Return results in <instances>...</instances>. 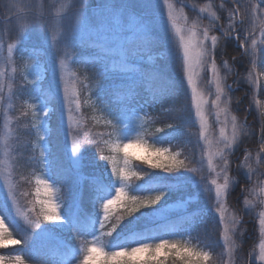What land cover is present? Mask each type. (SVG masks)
Masks as SVG:
<instances>
[{"label": "snow or ice", "instance_id": "obj_1", "mask_svg": "<svg viewBox=\"0 0 264 264\" xmlns=\"http://www.w3.org/2000/svg\"><path fill=\"white\" fill-rule=\"evenodd\" d=\"M0 9V24L16 37L0 60V249L21 246L15 255H0V264H166L169 256L173 264H211L214 246L201 236L209 222L219 229L223 264L264 261V187L252 181L257 171L264 175V102L255 98L264 92V0H208L191 5L194 18L172 0H99L95 6L63 0L51 9L6 0ZM34 30L43 37L41 51L26 47ZM230 44L236 55L229 60ZM80 48L89 50L88 59H76ZM153 48L174 64V77L155 62L143 67ZM69 60L83 66L82 74ZM241 83L254 93L246 109L255 112L252 122L234 109L233 84ZM57 101L75 175L89 159V145L94 148L90 163L97 172L77 181L82 188L88 179L90 210L67 174L52 169L46 145ZM157 106L174 123L148 135L146 126L161 122L153 115ZM29 110L32 123L20 127ZM84 110L93 114L87 131ZM180 127L197 129L198 156L180 159L181 152L157 147L180 143ZM25 132L35 140L22 141ZM253 138L255 151L248 146ZM241 175L243 198L233 202ZM20 183L33 187L20 193ZM188 188L194 192L171 201ZM201 197L207 205L189 211ZM245 217L259 229V257L254 247L243 255Z\"/></svg>", "mask_w": 264, "mask_h": 264}, {"label": "trees", "instance_id": "obj_2", "mask_svg": "<svg viewBox=\"0 0 264 264\" xmlns=\"http://www.w3.org/2000/svg\"><path fill=\"white\" fill-rule=\"evenodd\" d=\"M173 2L177 3L178 5H180L183 8V10H185L188 13L189 17L193 18V16H195L196 13L194 11H192L191 5H197L198 7L199 6H204V5H206L208 3V0H173ZM216 2L219 3V0H216ZM1 3L3 4L4 0H0V5H1ZM184 4H187L188 7H183ZM0 11H2V9H0ZM202 23L203 24H207L208 20L204 19L202 21ZM30 45H32L31 42L27 41V46L31 47ZM233 47H234V45L230 44L225 49V59H229L230 60L231 56L236 55V53L233 51ZM151 54L154 55L156 57V60H158L160 62V66L161 67H166L169 64V62H170L169 59L162 58V57L158 56V55L162 54V49H160V48H153L150 52L145 53V56H148V55H151ZM75 57H76L77 60L88 59L89 58V50L85 49V48H80V49L76 50ZM71 65H72L73 71H76L78 74H82L83 66L81 64H79V63L78 64H72L71 63ZM151 66H152V63L149 64V63H146L145 60H143V67L149 68ZM238 67H239V65H238ZM161 70L170 78L175 76V75L170 74V72L167 69H161ZM29 87L31 88V85ZM246 90H247L246 87H242L241 89H238V90H236V91L231 93L233 99H235V98L236 99L237 98L240 99L241 106H242L243 110H245V108H246V106H245L246 103H247V106L249 105V103L246 102L245 98H243L244 97L243 93ZM256 98L259 101L264 100V92H261L258 95H256ZM16 107H17V112L15 114L19 115V112L23 110V108L21 107V101H17ZM54 107H55L56 110L54 112H52V115L50 117L51 135L48 137V144H49V148L51 150L50 160L52 162L53 172L54 173H63V171L67 170V167L65 166V163L62 162V156L60 154H58L59 146H60L61 140H62V133H61L59 122H58V118H57L58 108H57L56 105H54ZM163 107L164 108L169 107V103L166 102L163 105ZM236 114L237 115L239 114L238 111H236ZM92 115L93 114H92V112L90 110H84L83 125H84V130L85 131H87L89 128L92 127V122H91V116ZM96 115L99 116V113H96ZM153 115H160L161 122L152 124V126H151L152 129L147 131L148 135L153 134L157 127H162L164 124H167V123H174V121H173V119L171 118L170 115L164 114V113H162L160 111V106H157V112L154 113ZM251 115L252 116H251V121L250 122L253 121V117L255 115V112L251 113ZM30 121H31V116H30V113H29V117H28L27 120H21L20 127H23L25 124H30L31 123ZM188 129H189L188 127L177 128L176 135H178L181 130L185 132ZM192 129H189V131H191ZM93 130L95 131L97 129H93ZM99 130H103V129L101 128ZM35 138L36 137H35L34 134H29L27 132L22 134V141H24V140H33L34 141ZM183 138L184 137L182 135L181 136L182 145L178 144L179 147H181V146L184 147V149H183L184 150V154H183V156L182 155L181 156L184 159L187 156H190L189 158H191L193 151H191L190 149L185 147V145L183 143V141H184ZM178 146H173V147H178ZM248 146H250L253 149V151H255V149L257 147V141L255 140V138H253L252 141L248 142ZM188 147H189V145H188ZM241 147L243 148L244 146L242 145ZM93 151H94V148L91 145H89V153H87V156H89V159H88L89 165H88V167H93L94 169L97 170V168L94 167L90 163V154ZM181 152H182V150H181ZM237 152L238 153L240 152V154H242V150L241 151H237ZM135 163L140 165V167H143L145 169H147V167H148L147 165L141 164V162H139V161H136ZM59 165L61 166V170L62 171L59 169ZM254 167H256V166H254ZM153 171L159 172L160 170L157 169V170H153ZM235 175H236V173H235ZM92 176L93 175H84V177H86L88 179H90ZM66 179H67V183H68L69 176H66ZM88 179L84 180L83 187H82V193H81L82 194L81 205H82V207L85 210H90V191H89ZM260 179H264V175H262L259 171H257L255 174H253V176H252V181L253 182H255L256 180H260ZM241 185L244 186V180H243L242 175H241V178H240V184L236 188H239ZM21 186H22V189L26 190V192L30 191L31 188L33 187L32 185H28V184H24V183L21 184ZM192 191H193V189L188 188L186 192L173 193L172 196H171V200L177 199L178 196H180V195H187L188 193H192ZM197 205H199V204L197 202H194V204L192 206H190L189 211L194 212L198 208H202L201 206H197ZM173 219H175V216H173ZM246 228L249 229V227H246ZM218 233H219L218 228L214 224H212L211 222L208 223L206 229H202V231H201L202 238L204 240H206L208 243L213 244V246H214V251H215L216 255L213 256L211 264H223V261H222L221 257L219 256L221 248H220L219 242H218ZM129 239H131V238L129 237ZM73 243H76V242L73 240ZM20 247H21L20 245H16V246H10L9 248H5V249H0V255H5V256L13 255L14 253L18 252V249ZM166 264H173V259H172L171 256H169V258L167 259ZM176 264H179V262L177 261Z\"/></svg>", "mask_w": 264, "mask_h": 264}, {"label": "rangeland", "instance_id": "obj_3", "mask_svg": "<svg viewBox=\"0 0 264 264\" xmlns=\"http://www.w3.org/2000/svg\"><path fill=\"white\" fill-rule=\"evenodd\" d=\"M4 2H6V0H4ZM10 2H14V3L20 5L21 8H24L25 5H28V4H31V5H34V6H39L40 4H43L45 9H51L54 4H59V3L63 2V0H10ZM89 2H90V4L92 6H95L96 3H99V0H89ZM172 2H173V0H172ZM173 3H175V2H173ZM1 5H2V3H1ZM157 6L159 7L158 2H157ZM177 8H178V11L181 10V9L183 10V8L180 5H178V4H177ZM183 11H185V10H183ZM194 17L195 16H193V18ZM189 22H191V20ZM9 27L10 26L0 24V39H3V41L5 42L4 50L0 51V60H2V58L4 56H6V54H7L6 53L7 44L14 42V40L16 38L15 37V31H13L11 33V35H9V33L7 31V29ZM27 41L31 42V44H32V45H30L31 47H28L26 45V47H28L30 51L33 49V47H35L37 49V51H41L40 45L43 42V37H42L41 32L39 30L32 31L30 33L29 38H28ZM158 56L162 57V54H160ZM150 57H151V60L149 59ZM154 57L155 56L151 54V55L145 56L144 60L146 61V63H149V64L155 62L157 65H159V67L161 69H167L170 72V74L176 75V70H174L175 66H174V64L171 61L169 62V64L166 67H161L160 66V62L158 60H156V57L155 58ZM46 59H47V62H48V65H47L48 66L47 77H48V80L50 81L52 79L50 51H49V55H48V57ZM69 65H70L71 70L73 71V68H72V65H71V60H69ZM237 68L240 71V73L243 75L244 72H245V69L244 68H239L238 65H237ZM39 71H40L39 68L33 69L34 75L37 72H39ZM34 75L30 76L29 80H32L34 78ZM233 79L234 78L230 76L229 80H228V83H230V84L233 83ZM37 87H39V85H37ZM242 87H246L247 88V90L243 93V96H244L243 98H245L246 102L249 103L250 100L253 98L254 93L249 89L248 85L243 84V83H241V84H233V88L235 89V91L238 90V89H241ZM201 88L205 91V95H206V98H207V85L202 82L201 83ZM255 98H256V95H255ZM236 100H237L236 98L233 99L234 109L238 110V113L240 114V115L239 114L238 115L240 117H243V116H245L247 114L248 115V120L250 122L251 121V116H252L251 113H254V111L251 112V113H246V109L248 108L247 103L245 105L246 106L245 110H243L242 106H241V102L239 104H236ZM261 102H264V100H262ZM28 103H33V101L28 100ZM55 105L58 108L57 118H58L60 130H61V133H62V140H61V144L59 146L58 154H60L62 156V162H64L65 166L67 167V170L63 171V173H66L67 174L66 176H69L68 185L72 186L73 193H78V192L82 193V188L77 183V181L80 179V176L84 177V175H94L97 172V170L94 169L93 167H88L89 161H88V159H85L83 161V165L84 166L80 169V176H77V175H75L72 172V167L73 166H72V161L69 159L68 142L66 141V138H65L64 124L61 121V110H60L59 102L57 101L55 103ZM29 113H30V116H31V110H29ZM51 115H52V113L50 114V117H51ZM220 118H221V120H223V118H224L223 114H221ZM30 122L32 123V117H31V121ZM82 124H83V120H82ZM0 125H2V119H0ZM151 126H152V124L146 126V132L152 129ZM48 127L50 128V118L48 120ZM50 130H51V128H50ZM216 131H217V134H218V129ZM196 132H197V129L193 128L191 131H189V129L186 130L185 132L181 130L180 133L178 135H176L177 139L179 141H181L180 143H178L179 145L180 144L182 145L181 136L183 135V137H184L183 138V140H184L183 143H184L185 147L190 149L191 151H193L192 157L199 155V149H198V147L196 145V136H195ZM178 144H176V143H173V144L163 143V144H157V147H170L173 152H177V151L181 152V150H182L181 153H182V156H183L184 147L183 146L179 147ZM187 144L189 145L190 148L188 147ZM46 146L49 148L48 141H47V145ZM173 146H178V147H173ZM236 155L237 156H241L242 154H240V152L239 153L237 152ZM182 156H180L179 158L180 159H184V158H182ZM187 157H190V156H187ZM49 159H50V157H49ZM232 159H233V167H235V164L237 162L236 161V157L234 156ZM254 166H255V164H253V167ZM59 169L61 170V166L60 165H59ZM233 175H235V172H233ZM256 182H259L260 187H264V179L256 180L253 183H256ZM21 184H23V183H20L18 191L20 193L26 192L25 189H22ZM241 187H243V185H241L239 188H235V190L233 192V195H232V198H231L233 200V202H235V199H236L237 196H239L240 199L242 200L243 197H242V194L240 192ZM193 192H194V190L192 191V193ZM186 196L187 195H185V197ZM27 199L30 200V199H32V197L29 196ZM19 200H20V204H21L22 207H26L27 206V200L22 195L19 197ZM175 200H177V199H174V200H171V201H175ZM194 202H196V201H193L191 206L194 204ZM198 204L199 205H197V206L205 207L207 205V201H205L203 199V197H201L199 199V203ZM175 210H176V205H173V211L175 212ZM245 221H246V223L243 225V227H245V228L249 227V229L245 233V236H244V244H243L244 253H243V255L246 258V254L254 247L256 249V255H257V257H259V242H260V240H259V229H258V227L254 228V222L251 219H249L248 217H245ZM62 235H65V234H62ZM16 238H19V236H17ZM193 243H195V242L193 241ZM15 254H17V253H14L13 255H15ZM256 264H264V261H260L259 259H257Z\"/></svg>", "mask_w": 264, "mask_h": 264}]
</instances>
